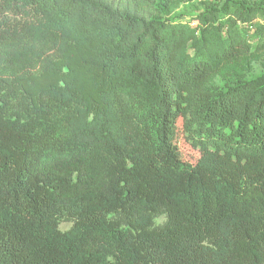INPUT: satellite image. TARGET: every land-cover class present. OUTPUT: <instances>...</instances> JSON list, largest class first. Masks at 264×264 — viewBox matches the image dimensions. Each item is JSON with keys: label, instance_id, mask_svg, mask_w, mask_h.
I'll return each mask as SVG.
<instances>
[{"label": "trees", "instance_id": "1", "mask_svg": "<svg viewBox=\"0 0 264 264\" xmlns=\"http://www.w3.org/2000/svg\"><path fill=\"white\" fill-rule=\"evenodd\" d=\"M178 1L0 0V264H264V2Z\"/></svg>", "mask_w": 264, "mask_h": 264}, {"label": "rangeland", "instance_id": "2", "mask_svg": "<svg viewBox=\"0 0 264 264\" xmlns=\"http://www.w3.org/2000/svg\"><path fill=\"white\" fill-rule=\"evenodd\" d=\"M224 0H180L174 4L170 15L185 16L187 14H195L202 11L204 8L215 5L220 6ZM248 3L264 2V0H245ZM264 69V58H253L244 68L243 73L247 76L254 75ZM180 153L188 162L194 163L200 156L199 150L184 136L178 141ZM157 223L162 221V217H157ZM70 226L69 222H61L60 229H67Z\"/></svg>", "mask_w": 264, "mask_h": 264}]
</instances>
